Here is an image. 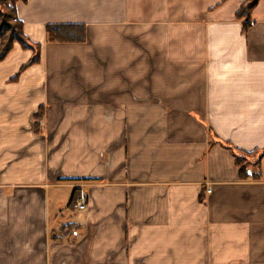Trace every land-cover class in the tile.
Returning <instances> with one entry per match:
<instances>
[{
    "label": "crops",
    "instance_id": "obj_1",
    "mask_svg": "<svg viewBox=\"0 0 264 264\" xmlns=\"http://www.w3.org/2000/svg\"><path fill=\"white\" fill-rule=\"evenodd\" d=\"M243 1L16 3L40 51L0 62V264H264V156L241 179L227 147L264 149V0L246 30Z\"/></svg>",
    "mask_w": 264,
    "mask_h": 264
},
{
    "label": "trees",
    "instance_id": "obj_2",
    "mask_svg": "<svg viewBox=\"0 0 264 264\" xmlns=\"http://www.w3.org/2000/svg\"><path fill=\"white\" fill-rule=\"evenodd\" d=\"M26 0H0V62L5 59L7 54L13 48L15 43L21 44L23 47H30L33 50V55L26 65H31L38 61L40 44L30 43L24 33L23 23L18 19L16 14V3ZM260 0H244L236 13V17L242 20L243 27L246 30L250 25L251 10ZM47 41L50 42H84L86 40V27L83 24H49L45 29ZM24 65L22 69L26 66ZM234 156L235 164L239 168V176L241 179L247 177V169L250 164L259 167V160L264 156V149L253 152H241L227 145ZM252 157L254 159L252 160ZM259 171L252 175L253 178H258ZM76 189L68 202V207H74ZM65 225L62 231L66 230ZM51 239L56 240V233L51 235Z\"/></svg>",
    "mask_w": 264,
    "mask_h": 264
},
{
    "label": "rangeland",
    "instance_id": "obj_3",
    "mask_svg": "<svg viewBox=\"0 0 264 264\" xmlns=\"http://www.w3.org/2000/svg\"><path fill=\"white\" fill-rule=\"evenodd\" d=\"M71 196V191L68 188L61 187L54 190V202L57 206L60 207L61 212H70L71 208L68 207V202ZM80 199V198H79ZM76 201H78V198H76ZM75 201V202H76ZM55 232H59V229H56ZM52 233V231H51Z\"/></svg>",
    "mask_w": 264,
    "mask_h": 264
},
{
    "label": "built area",
    "instance_id": "obj_4",
    "mask_svg": "<svg viewBox=\"0 0 264 264\" xmlns=\"http://www.w3.org/2000/svg\"><path fill=\"white\" fill-rule=\"evenodd\" d=\"M206 192L210 193L211 192V188L207 187L206 188ZM75 207L78 208V209H84L85 208V200L83 198L78 199V201H76V203H75Z\"/></svg>",
    "mask_w": 264,
    "mask_h": 264
}]
</instances>
